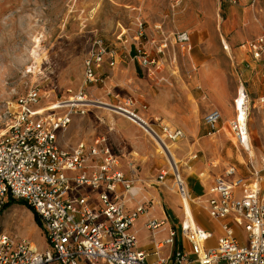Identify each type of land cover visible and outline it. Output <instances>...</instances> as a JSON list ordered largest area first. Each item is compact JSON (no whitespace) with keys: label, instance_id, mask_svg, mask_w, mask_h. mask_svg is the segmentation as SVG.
Listing matches in <instances>:
<instances>
[{"label":"built area","instance_id":"obj_1","mask_svg":"<svg viewBox=\"0 0 264 264\" xmlns=\"http://www.w3.org/2000/svg\"><path fill=\"white\" fill-rule=\"evenodd\" d=\"M228 1L232 5L240 2ZM259 1L252 0L253 6ZM154 32L160 38H147L145 24H137L135 58L149 72L157 60L144 48L145 40L151 42L159 55H165L173 46L187 47L191 42L187 31L165 36L162 26L156 25ZM247 47L254 60L264 59V35L251 40ZM91 49L84 61V77L85 84L96 85L102 82L98 70L105 63L114 67L118 55L99 39ZM262 78L264 82V70ZM246 97L249 118L251 100L247 93ZM42 100L40 90L33 89L9 107L10 122L0 135V216L10 200L25 202L40 219L48 248L38 251L25 239L1 233L0 264H264V175L253 161L249 177L238 175L237 168L230 167L208 189L203 209L210 219L222 222V234L214 245L210 242L214 232L185 220L180 232L171 228L166 240L155 243L153 254L157 258L150 262L148 254L139 250L138 235L131 228L140 217L148 215L152 202L127 210L125 202L136 198L138 191L120 170L119 156L104 138L80 142L71 150H63L59 138L75 118L85 117L89 107L95 105L126 116L149 134L162 151L167 167L160 171L157 182L164 186L171 178L172 189L185 210L187 200L194 203L197 199L192 197L172 149L173 143L184 138L182 130L150 124L131 109L130 101L112 107L89 99L83 91L47 108H40ZM253 107L264 110V90ZM221 120L219 110L204 118L211 132L218 130ZM248 124L238 118L230 123L236 140L250 156ZM196 158L193 155L189 160ZM118 186L123 187L122 193L117 191ZM164 226L163 221L149 219L146 229L155 234ZM237 228L247 234V244L237 238ZM179 234L190 251L177 249L167 258L160 255L165 245L176 244Z\"/></svg>","mask_w":264,"mask_h":264},{"label":"rangeland","instance_id":"obj_2","mask_svg":"<svg viewBox=\"0 0 264 264\" xmlns=\"http://www.w3.org/2000/svg\"><path fill=\"white\" fill-rule=\"evenodd\" d=\"M252 6V0H248L247 3L240 0L237 5H232L228 0H0V135L5 133L10 122V105L15 104L19 98L33 89H39L43 96L40 108H47L58 101L70 100L81 91L86 93L89 99L96 100L93 94L95 85L85 84L84 77V61L95 40H102L104 45L116 51L119 57L122 50L125 53L134 47L139 22L145 24L148 36L155 38L158 37L153 33L156 25L162 26L166 36H173L172 34L181 30L190 34L203 31L210 36L208 41H200L198 44L192 42L190 53L183 54L177 48L173 49L176 46L171 48L170 53L177 59L174 64L177 69L175 77L181 76L185 85L183 79L186 77L184 74L186 69L180 63V59L198 53L212 57L216 69L221 71L223 90L237 96L238 89L241 86L245 88L251 100L248 134L252 152L255 154L251 161L264 175V110L253 107L260 84L252 82V76L257 72L247 67V62L239 65L236 60H233V64L231 61H221L227 56L222 46L221 35L228 42L235 33L245 29L244 25H236L230 32L224 31L230 17L229 7H236L239 10L252 9ZM175 26L183 29L175 31ZM263 62L264 59L259 61ZM200 68L198 67V70ZM228 68L233 72L227 71ZM206 92L207 98L211 99L212 94L207 89ZM236 96L228 100L223 109L219 135L225 137V146L229 151L224 168L235 166L246 174V167L250 166V156L238 145L230 125L236 118L234 110V99H238ZM122 102L126 104L124 100ZM214 105L216 107L219 104L214 100ZM96 109L89 107L90 112L87 116L90 114V117L95 119L92 110ZM87 116L85 121L90 122V117ZM97 121L102 123L100 118H97ZM156 123L151 122L152 125ZM147 136L153 141L157 153L162 154L153 138L149 134ZM162 156L165 158L163 154ZM188 159L189 157L179 162L176 158L187 183L194 175V169L190 170L187 165ZM212 159L219 168L223 160L219 156ZM142 170L141 167L140 171L143 172ZM136 171L139 172L137 167ZM157 175L158 172L155 173V180ZM168 182L172 187L171 178ZM170 201L160 202L165 209L168 208L172 215L171 219L176 224L184 222L187 208L182 214L178 209H184L183 202L177 200L178 202L171 206ZM205 201L197 199L191 204L194 218L203 214ZM173 206L175 211L172 209ZM24 207L12 208L1 217L0 234L5 232V235L8 234L14 239H25L39 248H48L46 235L43 229L40 231L42 227L36 222L34 212L30 208L32 214ZM187 207L191 208L189 204ZM159 210L158 206L154 207L150 214L156 215ZM142 218L145 217H140L137 221ZM207 220L203 217L199 219L205 230L222 234L220 223L212 219ZM237 237L242 243H248L247 234L240 228L237 229Z\"/></svg>","mask_w":264,"mask_h":264},{"label":"crops","instance_id":"obj_3","mask_svg":"<svg viewBox=\"0 0 264 264\" xmlns=\"http://www.w3.org/2000/svg\"><path fill=\"white\" fill-rule=\"evenodd\" d=\"M247 1L244 0V3H247ZM254 6L257 7L252 6V9L244 8L239 10L236 7H229L230 17L224 26V31L228 33L236 25H244L245 29L235 33L228 42L221 35L222 46L227 53V56L223 57L221 61L227 60V62L231 61L233 64V60H236L239 65L247 62V67L257 72L252 76V82H259L260 84L256 94L258 98L264 90L262 78L264 62L259 63V61L254 60L247 46L251 42L249 39L252 37L264 35V0H260ZM236 13L237 17L235 16ZM180 29L183 28L174 27L175 31H179ZM157 35V38H160V34ZM190 35L191 42L187 47L176 46L173 49L176 50L177 48L183 54L186 52L190 53L192 42L198 44L200 41H208L210 37L203 31L192 32ZM216 37L217 35L215 34L214 38L216 39ZM147 38L150 37L148 36ZM144 45L148 54L157 60V65L153 67L152 72H149L147 68L140 64L138 58H135L137 52L135 45L125 53L122 50L120 56L116 59L117 62L114 67H110L108 63H105L103 65L104 68L98 71V75H103V78L100 84L93 86L95 101L109 104L112 107L123 105L124 102L122 100L126 103L130 101L132 102L131 109L150 124L151 122H157L156 124H163L173 129L182 130L184 138L172 144L173 153L175 152L174 155L179 159V162L196 155V159L191 161L188 159L187 165H189V169H194V175L188 182V186L193 198L206 200L208 189L214 179L219 176H225L228 168L235 167L227 166L224 168L227 164L225 158L229 156V151L225 146V137L219 135V133L221 131L220 123L224 115L223 109L228 100L233 99L236 95L223 90L221 71L216 69L212 57L196 53L194 55L189 54L190 56L180 59V63L186 69V71L184 70L186 77L183 79L185 85H183L182 77H175L177 69L174 64L177 59L170 53L171 48L165 55H159L151 42L145 40ZM198 67L200 70H198ZM227 71L233 72L230 68ZM241 71L243 72V70ZM247 75L249 76V74ZM261 86L262 90L260 91ZM206 89L212 94L211 99L207 98ZM214 100L219 104L216 107ZM235 100L236 98L234 99V104ZM93 107L97 108L96 110H92L95 119L91 118L90 114L86 115L90 117V122L85 121V117L75 118L69 129L60 135L59 146L63 150H71L80 142L91 143L101 138L107 141V145L120 158V170L126 175V178L133 181L138 191L136 198L125 202L127 210L132 211L140 203L152 202L148 215L142 216L145 218L136 221L131 228V232L137 233L139 250L147 253L148 260L153 262L157 258L153 254L156 249L155 243L166 240L169 237L171 228H176L180 232L179 228L182 225V223L176 224L171 219L172 215L170 211L168 208L165 209L160 202L161 200H171L169 203L172 206L178 202L177 200H181L180 197L172 189L171 185H168V181L164 186H161L158 184L157 178L156 180L154 179L156 172L159 174L160 171L167 167V161L162 154L157 153V149L151 138L137 124L131 122L126 116L106 107L98 105ZM213 110H219L222 114V120L216 132H211L204 122L206 114ZM89 112L90 110L88 109ZM97 118H100L102 123L98 122ZM238 145L240 146L239 142ZM174 146L177 147L174 148ZM217 156L223 160L219 168L215 166L212 159H215ZM251 157H253L252 154ZM249 160L251 162L252 159L249 157ZM135 166L139 172L136 171ZM141 167L143 172L140 171ZM237 170L238 175L249 177L248 165L246 167V174H243L238 168ZM181 172L183 174V170ZM117 191L122 193L123 187L118 186ZM157 206L160 209L159 212L156 215H151V210ZM17 207L19 205H13L4 210L0 218L8 213L10 209H16ZM185 207L188 208L187 203ZM189 207H191L189 208L191 211L193 207L191 205ZM24 208L33 214L27 207ZM174 208L173 206V211H175ZM178 211H181L183 214L184 209H178ZM202 213L200 217L210 219L204 210ZM192 216L194 222L202 227L199 221L200 217L194 218L193 210ZM149 219L163 221L165 222V226L155 234H152L151 231L146 229ZM216 222L220 223V225L222 223L220 221ZM40 231H42V228H40ZM2 234H5V232ZM218 236L220 234H215L214 239L210 241L212 245L215 244ZM176 241L174 246L165 245L160 250V255L167 258L177 249L190 251L189 244L181 235H178ZM35 248L38 251H45L47 249L37 246Z\"/></svg>","mask_w":264,"mask_h":264},{"label":"bare ground","instance_id":"obj_4","mask_svg":"<svg viewBox=\"0 0 264 264\" xmlns=\"http://www.w3.org/2000/svg\"><path fill=\"white\" fill-rule=\"evenodd\" d=\"M237 93H238V96H237L238 99L236 100V103L234 104V110H235L236 118H238L240 121H242V123L245 124V122L246 121L248 122V119H249L248 116H247V107L248 106H245L247 104V97H246L245 88L243 86H241L238 89ZM249 138L250 137H248V140L250 141ZM248 145L250 147L252 156H255V154L252 152L251 144L249 143ZM251 154H250V156H251ZM174 158H175V161H176V157H174ZM186 203L189 204V205L192 204L190 200H187L185 202V204ZM185 220H186L187 224L191 223V220L193 221L194 224H196V222H194V219H193V216H192V212L188 208L186 210V219Z\"/></svg>","mask_w":264,"mask_h":264},{"label":"trees","instance_id":"obj_5","mask_svg":"<svg viewBox=\"0 0 264 264\" xmlns=\"http://www.w3.org/2000/svg\"><path fill=\"white\" fill-rule=\"evenodd\" d=\"M13 205L25 206V207H27L28 209H30V208L27 206V204H26L25 202H23V201H14V200H10V201L8 202V204L6 205V207H5L4 210L8 209L9 207H11V206H13ZM30 210H31V209H30ZM34 216H35V219H37L36 222H37V223L39 224V226L41 227L40 222H39L40 219L38 218L37 214L34 213Z\"/></svg>","mask_w":264,"mask_h":264}]
</instances>
